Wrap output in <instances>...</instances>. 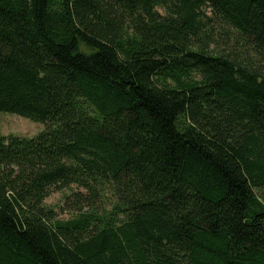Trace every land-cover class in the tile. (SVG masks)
Here are the masks:
<instances>
[{
  "label": "trees",
  "instance_id": "obj_1",
  "mask_svg": "<svg viewBox=\"0 0 264 264\" xmlns=\"http://www.w3.org/2000/svg\"><path fill=\"white\" fill-rule=\"evenodd\" d=\"M0 112V264H264V0H0Z\"/></svg>",
  "mask_w": 264,
  "mask_h": 264
},
{
  "label": "rangeland",
  "instance_id": "obj_2",
  "mask_svg": "<svg viewBox=\"0 0 264 264\" xmlns=\"http://www.w3.org/2000/svg\"><path fill=\"white\" fill-rule=\"evenodd\" d=\"M161 13H163L160 10ZM45 125L42 123L32 122L26 118L15 114L0 112V137L18 136L32 138L42 132ZM71 190H76V186H71ZM70 189L52 190L50 195L44 200V204L54 209L57 216L61 219H67L70 213L63 209L64 197L71 193ZM259 196L260 190L254 189Z\"/></svg>",
  "mask_w": 264,
  "mask_h": 264
}]
</instances>
